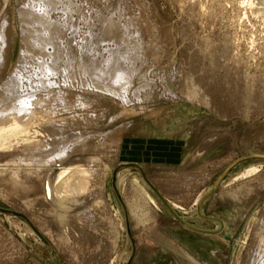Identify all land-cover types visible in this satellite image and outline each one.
I'll list each match as a JSON object with an SVG mask.
<instances>
[{
    "label": "rangeland",
    "instance_id": "obj_1",
    "mask_svg": "<svg viewBox=\"0 0 264 264\" xmlns=\"http://www.w3.org/2000/svg\"><path fill=\"white\" fill-rule=\"evenodd\" d=\"M0 1V19L5 18L6 30L11 32L9 42L7 41L10 56L3 67L5 69H1L4 75H8L21 47L16 11L26 0ZM54 1L61 5L58 3L50 12L51 20L57 23L61 13L60 20H63L66 8L69 12L66 20L70 17L72 22L63 20L58 23L65 22L63 26L68 23L77 27V37L64 31V41L74 43L72 47H78L80 37L85 35L82 33L86 30L87 34L92 32L91 34L99 36V23L105 19L114 23L119 34L123 23L129 19L139 17L145 24L141 30L144 34L141 33V36H144V42L147 39L145 53L148 64H144L139 72L140 76L134 75L131 78L128 91L124 94L125 99L122 100L123 96L120 98L115 93L107 94L108 91L104 89L105 92L100 86L101 91L97 90V83L94 85L92 81L93 85L90 84L92 79L88 77L83 80L76 75L74 78L78 76L81 81L79 82L78 77L73 78V85V79L62 82L60 74L53 76L56 78H52L53 82L49 78L56 89L65 91L68 88L67 93L73 90L69 93L70 100L75 97L80 101L72 99L73 114L70 110L71 115H68V111H63L61 114L65 115L59 114V117L61 115L64 118L57 120L59 124L62 123L61 127L66 123L65 128L77 129L78 125L79 131L77 129L74 132L81 135L80 144H89L80 154H71L69 151L70 158L99 157L102 161L99 168H102L104 175L105 198L111 206L110 224L107 226L98 220L94 224L97 227L95 230L101 232L99 237L106 243L98 250L95 245L88 243V236L84 235L79 239L85 250L78 249V259H72L62 241L63 226L60 219L48 214L50 211L39 205L42 192L33 187H28L27 190L20 188L17 192L0 186V208L23 214L54 248L63 264H126L131 254V244L126 235L123 212L112 190V175L120 164H140L146 177L151 174L178 177V173H182L181 165L199 155L186 169L195 168L194 172L198 173L197 170L200 172L202 168L201 171L204 170L209 177L196 195V200L213 187L234 160L248 154L264 156V105L258 107L240 99V95L245 92L243 89L246 82L251 90L259 93L264 91V48L261 40L264 32V0H252L251 8L241 5L242 0ZM202 5L206 8L202 9ZM243 11L249 20L239 22ZM97 15H101L100 21ZM87 20L92 24H87ZM89 23L94 28L88 27ZM69 36L74 37L71 38L74 42L67 39ZM97 41V52L94 51L93 56L98 61L107 59L110 50L118 46L105 40ZM252 41L255 43L253 48L249 45ZM77 42L79 44H75ZM47 52L50 53L51 49L47 48ZM208 56L213 60L210 61ZM75 84L84 87L79 89ZM21 85L22 92L30 91L28 82L24 81ZM76 96L82 100L85 97L86 102ZM79 103L80 106L90 105L84 108ZM75 104L81 110H75ZM54 121L57 122L56 119ZM72 121L76 125L72 126ZM202 144L206 148L203 146L204 150L201 147L198 149ZM1 154L4 157L7 153ZM67 158L69 159L68 155L64 159ZM103 163L105 168L102 167ZM3 165L0 162V170L5 169ZM250 168H256L257 172L241 178L240 175ZM130 169L132 168H124L117 172V185L121 190L125 183L140 180L138 174H130ZM147 190L156 201L158 217L151 221L143 219L138 234L132 235L135 255L142 254L138 264H241L248 250L246 245L251 241L255 219L264 214V158H250L232 168L214 195L203 204L204 215L221 220L224 223L222 236L229 237L231 242L221 236L199 234L177 225L153 192L149 188ZM85 198L81 196L79 200L88 203L90 198ZM194 200L188 201L190 206L186 210L174 206L175 212L196 227L216 229L217 223L199 218L197 220ZM30 201L33 203L27 205ZM117 211L121 213L120 216ZM76 212L77 210L73 211L74 214ZM147 212L148 208H143V213ZM70 218L69 215L64 216L63 221L68 223ZM165 222L169 226L163 227ZM70 224L74 227L73 222ZM109 227L115 229V237L108 235L107 231L111 229ZM152 229L158 231V235L151 232ZM66 235L70 242L78 244L76 235ZM236 241L238 244H235ZM0 264L60 263L26 222L0 214ZM131 264L137 262L133 261Z\"/></svg>",
    "mask_w": 264,
    "mask_h": 264
},
{
    "label": "bare ground",
    "instance_id": "obj_2",
    "mask_svg": "<svg viewBox=\"0 0 264 264\" xmlns=\"http://www.w3.org/2000/svg\"><path fill=\"white\" fill-rule=\"evenodd\" d=\"M251 1L252 0H242L241 5L251 8ZM58 3L59 2L55 3L54 0H26L21 4L22 6L17 8V24L20 30L21 47L19 48L18 56L14 61V66H12L13 68L10 70L11 73L9 72L8 75H4L1 69L6 66L8 56H10L8 38L9 33L11 32L9 31L8 33L6 30L7 21L5 18L4 20L2 19L3 17L1 18L2 20L0 19V162L4 163L3 167H5V169L0 170V175L3 176L0 177V186L3 187V189L11 188L15 191L20 188H24L25 190L26 188L28 189V187L29 189H32L30 187H33V189L41 191L42 193L38 203L40 206L50 211L48 214L57 216L60 219V223L63 226V233L61 232V235L65 236L66 234L69 235L70 233H73L78 237L76 240L78 244L76 243L77 245H75L74 242L69 241L67 235L66 237L62 236V241L64 242L65 248L68 250L69 256L75 260L78 257V253L76 254L78 249L79 251L80 249L81 251L85 250L79 239L82 236H88V243L95 245L98 250L106 243L104 239L99 237L101 232L95 230L97 227L94 224V221L98 220L108 226L110 224L111 206H109L105 198L104 175L101 172L102 168H99L102 161L99 157L81 158L80 156H73L70 158L69 156L70 153L78 152L80 154L86 150V147H88L89 144H86L87 146L80 144L81 135L78 132H74V130L78 129V125L76 126L77 129H73V127L70 129L64 127L66 123L61 127L60 124L62 123L59 124L57 121L58 118L60 119L61 115H65L63 114V111H68V115L71 113V110H73L71 108L74 104L72 101L75 97L72 98L73 100L71 99L72 101L70 100L69 93L71 91L67 93L69 90L67 87V91H64V89H56L54 86L55 84L53 85L52 83L54 81H52V78L54 79L55 77L53 76H59L58 74H60V76L63 77V79L61 78L62 82L63 80L65 82L69 80L72 81L76 75L81 79L83 78V80L84 77H88L90 80L92 79L90 84H92V81L94 85L97 83V90L101 89H99V86L103 87V90L105 89L108 91L106 92L104 90L107 94L115 93L119 97L123 96V100L125 99L124 94H126V91H128V87L131 84V78L134 75L140 76L139 72L144 64L147 63L148 59L145 53V51H147L145 48V42L147 39L145 42L142 40L144 36H141V33H143L141 30L145 24L139 17L124 22L119 34L117 27L110 19L100 21L101 19L99 17L101 15L99 17L97 15L98 20L100 21L99 25L101 24V28L99 27L100 31L98 30L100 35L97 33L96 35L99 36H95L94 33V35L91 34L92 32H88L87 34L86 32L88 30H86L85 33H82L85 35H81L82 37H80V44L78 42L75 43L79 44L78 47L77 45L76 47H72L74 43L71 44L72 42L70 43V41H64L66 39H64V31H68L69 35L76 36L77 27L68 23L64 26L62 25L65 22H68V20L69 23L70 21L72 22L70 17L68 18L71 20L68 18L66 20V16L69 14V12H67L68 9L65 8L63 12L65 13L63 20H66L64 23H58L59 21L63 22V20H60L62 19L61 12L59 15L60 19L57 23L56 21L53 22L51 20L52 17L50 18V12H52ZM59 4L61 5V3ZM241 5L239 6L241 7ZM69 6L70 5H68V7ZM204 7L205 6L202 5V9H204ZM60 9L64 8L60 7ZM71 9L73 10V8ZM57 10H54V12ZM77 10L75 9V11ZM239 18V22L249 20L244 11L242 17ZM85 22L86 21H84V25ZM88 22L90 21L87 20L86 23L88 24ZM91 24L87 26L91 27ZM92 27L94 28V26ZM79 31L78 33L80 34ZM70 36L67 39L74 42V40L71 39H74V37ZM10 38L12 39V37ZM98 39L109 41L110 43L112 42V44L115 43V46L118 45L116 49L113 47L114 50L111 49L112 51L108 48L107 50H110L109 57L107 59L104 58V60L102 58V60L100 59L101 61H98L93 56L95 49H97L96 46H98L97 43L99 44L97 41ZM261 40L264 48V32ZM249 45H251L250 47L252 48L255 47L253 41L250 42ZM47 48L51 49L50 53L47 52ZM96 52L97 51H95V53ZM151 55L154 54L152 53ZM155 57L157 56L155 55ZM208 59L210 61L213 60L211 56H208ZM152 62L153 61H151V63ZM153 64L154 63H152V65ZM137 73H139V75ZM79 77L78 79L80 82L81 80ZM49 78H51L50 81L52 82L49 81ZM74 79L71 82L72 85L73 82H75ZM24 81L30 84V87L27 85L29 87L28 90H30L28 93L24 92L25 90L22 92L21 84H23ZM70 85L71 84L69 83V86ZM79 85L82 86L81 83H79ZM79 85L77 84L76 86L75 84L74 86L78 87ZM56 86L58 87L57 84ZM70 87L72 88V86ZM83 87H80L79 89H83ZM93 89L95 90L96 87ZM243 91L245 92L240 95V99L244 102L248 104L254 103L258 107L264 105V91L259 93L251 90L248 86V82H246ZM82 93H84V91ZM81 97L83 98V96ZM78 99L81 98L79 97ZM84 99H81V101L86 102ZM75 101L80 102L76 99ZM76 105L78 104H75V106ZM87 105L84 106V104H81L80 106L79 103L80 107L84 106V108H86L89 106ZM80 107L76 106L75 110H77V108L80 109ZM61 112L63 113L61 114ZM48 113L52 114L51 117L47 116ZM59 114H61L60 117ZM54 119H56L57 122H55ZM71 124L72 126L76 125L75 122L73 124V121ZM78 144H80V146H77ZM69 145H72V148L69 147ZM73 146L76 147L73 148ZM203 146L206 148V146L202 144L198 149H201ZM246 148L250 149V147ZM4 152L7 154L3 157L1 156L3 155L1 153ZM201 153L200 150L199 154ZM67 155L69 159H64ZM198 156L199 155H197L192 161L194 162ZM245 156L260 155L248 154ZM192 161L181 165L180 171L182 173H178V177L170 176L167 173V175L151 174L147 176V179L161 193L167 203L169 205L171 204L170 206L174 211V206L179 207L182 210L188 209L190 206L189 202L196 198L199 190L209 178L204 170L201 171L202 168H200V172L199 169L197 170L196 168L198 173L196 171V173L194 172L195 168H193L194 170L191 169L186 171ZM103 165L104 163L102 164V167L105 168ZM121 165L128 164H120L119 166ZM256 172V168H250L242 173L240 177L246 178ZM130 174L138 173L134 172L133 169H130ZM117 182L118 178L116 174V187L126 207L128 216L130 217L131 233L133 236H136L139 232V225L142 223L143 219L151 221L153 218L158 217V213L155 209L157 207L156 201L147 190L148 186L141 178L140 180L134 179L130 183H125L122 190L119 188V185H117ZM210 189L211 188H209L208 191ZM81 196H83V198H90V201L88 203L80 201L79 198ZM201 196L202 195L194 200L195 213L196 204ZM188 198L189 200H187ZM32 203L33 201H30L26 204L31 205ZM48 203H50V205H48ZM145 207L148 208L146 214L143 213V208ZM74 210H77L75 214L73 213ZM67 215L71 217L69 221L74 223V227L70 222L65 223L63 221V217ZM182 219L184 220V218ZM197 220H199L198 217ZM167 225V222L163 223V227ZM177 225L179 224L177 223ZM223 229L224 223L222 222V231L220 234H217V236L222 235ZM107 232L110 237H115L117 235L115 229L113 230L112 228ZM151 232L155 235H158L159 233L155 229H152ZM251 233V241L249 245H246L248 250L241 264H264V214H261L255 219ZM223 238L225 239L226 237ZM235 244H238V242L236 241ZM105 247L106 246H104V248ZM80 257H82V255H80Z\"/></svg>",
    "mask_w": 264,
    "mask_h": 264
},
{
    "label": "water",
    "instance_id": "obj_3",
    "mask_svg": "<svg viewBox=\"0 0 264 264\" xmlns=\"http://www.w3.org/2000/svg\"><path fill=\"white\" fill-rule=\"evenodd\" d=\"M264 158V156H244L241 158H238L237 160H235L234 162H232L225 170L224 172L219 176V178L216 180L215 184L213 185V187L206 192L205 194H203L197 204H196V215L200 220L203 221H208V222H214L218 224V227L216 229L210 230V229H204V228H199L196 227L192 224H189L188 222H186L185 220H183L173 209L172 207L167 203V201L163 198V196L161 195V193L155 188V186L147 179V177L145 176V174L143 173L142 169L140 166L136 165V164H128V165H121L118 166L116 168V170L114 171L113 175H112V190L113 193L120 205V208L123 212V216H124V221H125V230H126V235L128 240L130 241L131 244V254L130 257L127 261L126 264H131L134 260V256H135V244L132 238V234H131V228H130V220H129V216H128V212L126 210V207L121 199L120 193L116 187V174L120 169H124V168H132L134 170V172H137L140 175V178L142 179V181L148 186V188L153 192V194L156 196V198L159 200V202L163 205V207L168 211V213L171 215V217L179 224L181 225L183 228L190 230L192 232L195 233H199V234H205V235H217L220 234L222 231V222L219 219L216 218H212V217H207L206 215H204L203 211H202V207L204 202L210 198L219 188L220 184L222 183V181L224 180V178L228 175V173L232 170V168H234L236 165H238L239 163L243 162L244 160L250 159V158ZM0 214L9 216V217H13V218H18L23 220L24 222H26L28 224V226L32 229V231L35 233V235L44 243V245H46V247L56 256V258L59 260L60 264H63L62 260L60 259L58 253L54 250V248L46 241V239L36 230V228H34V226L30 223V221L21 213L13 211V210H8V209H4V208H0ZM227 241H231L230 238L226 237L225 238Z\"/></svg>",
    "mask_w": 264,
    "mask_h": 264
},
{
    "label": "crops",
    "instance_id": "obj_4",
    "mask_svg": "<svg viewBox=\"0 0 264 264\" xmlns=\"http://www.w3.org/2000/svg\"><path fill=\"white\" fill-rule=\"evenodd\" d=\"M139 166H141L140 164H138ZM141 168L143 169V167L141 166ZM144 171V169H143ZM175 209V208H174ZM176 210V209H175ZM173 219V218H172ZM221 237L223 238V236L221 235ZM133 238V237H132ZM224 239V238H223ZM151 241H153L152 239H150ZM133 241H134V238H133ZM135 251H136V248H135ZM138 251V250H137ZM141 255L142 254H139V255H135L134 256V260L133 261H136L137 264L140 263V258H141Z\"/></svg>",
    "mask_w": 264,
    "mask_h": 264
}]
</instances>
